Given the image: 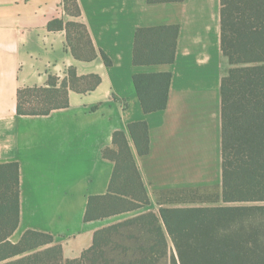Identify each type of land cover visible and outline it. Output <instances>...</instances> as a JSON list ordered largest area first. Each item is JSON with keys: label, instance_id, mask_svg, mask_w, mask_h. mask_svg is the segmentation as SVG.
<instances>
[{"label": "crops", "instance_id": "0c3cea01", "mask_svg": "<svg viewBox=\"0 0 264 264\" xmlns=\"http://www.w3.org/2000/svg\"><path fill=\"white\" fill-rule=\"evenodd\" d=\"M0 0V164L20 167V224L54 238L67 260L93 245L107 219L86 221L91 197L109 192L115 164L103 152L126 133L151 204L158 211L171 192L221 196L223 176L222 81L230 66L222 50V0ZM83 24L94 59H78L67 24ZM177 27L175 61L135 65L141 29ZM83 44V43H80ZM92 50L80 49L81 56ZM110 59L108 66L102 56ZM98 76L92 90H70L69 105L46 115H20V89L60 82L70 70ZM172 76L164 110L146 113L135 75ZM145 122L149 152L140 155L129 126ZM164 202V201H161ZM166 206L176 207L174 204Z\"/></svg>", "mask_w": 264, "mask_h": 264}, {"label": "trees", "instance_id": "16d2710c", "mask_svg": "<svg viewBox=\"0 0 264 264\" xmlns=\"http://www.w3.org/2000/svg\"><path fill=\"white\" fill-rule=\"evenodd\" d=\"M65 6L71 15H80L77 0H65ZM221 12L222 50L230 70L222 81L220 205L171 207L166 205L175 201L164 199L165 195L159 202L165 206L157 212L147 211L98 230L90 249L67 260L49 234L28 231L18 243L10 241L20 224V167L0 164V264H264V0H222ZM67 31L78 59L97 56L83 24L70 22ZM178 34L177 27L139 30L135 65L173 63ZM80 49L93 53L81 56ZM102 58L112 64L105 55ZM171 80L169 73L135 75L146 113L166 108ZM99 83L98 76L79 77L73 69L61 82L51 76L47 87L19 90L18 113L46 115L66 108L70 90L86 92ZM129 129L139 154H148L147 124L135 123ZM103 155L115 164V171L109 192L90 198L87 222L151 204L125 132L114 134ZM188 192L200 193L170 194ZM129 227L135 230L132 244L114 245Z\"/></svg>", "mask_w": 264, "mask_h": 264}, {"label": "rangeland", "instance_id": "374dc122", "mask_svg": "<svg viewBox=\"0 0 264 264\" xmlns=\"http://www.w3.org/2000/svg\"><path fill=\"white\" fill-rule=\"evenodd\" d=\"M164 199H170L174 202V205L177 207H199V206H209V205H220L218 203L219 197L216 194H200V193H184V194H170L166 195ZM150 210H157L156 206L149 207L146 206L141 209H137L130 212L121 213L115 216L109 217L107 220L109 223L116 224L119 222H123L125 220L131 219L133 217H136L137 215H140L144 212L150 211ZM135 233V230H130L129 228H125L122 230L121 234L115 238L114 245H122L123 247L128 246L129 244H132V241L130 240V237ZM46 247L41 248L39 250H44ZM38 251V250H37ZM35 251V252H37ZM110 256V254H109ZM109 256H106L107 258H110ZM55 264H62V263H55Z\"/></svg>", "mask_w": 264, "mask_h": 264}]
</instances>
